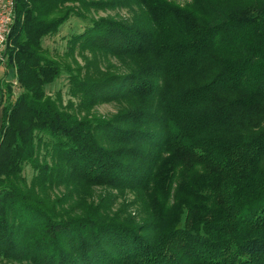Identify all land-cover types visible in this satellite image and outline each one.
Wrapping results in <instances>:
<instances>
[{
    "label": "trees",
    "instance_id": "1",
    "mask_svg": "<svg viewBox=\"0 0 264 264\" xmlns=\"http://www.w3.org/2000/svg\"><path fill=\"white\" fill-rule=\"evenodd\" d=\"M7 57L0 264H264V0H17Z\"/></svg>",
    "mask_w": 264,
    "mask_h": 264
},
{
    "label": "rangeland",
    "instance_id": "2",
    "mask_svg": "<svg viewBox=\"0 0 264 264\" xmlns=\"http://www.w3.org/2000/svg\"><path fill=\"white\" fill-rule=\"evenodd\" d=\"M117 14L126 17L127 12L125 10H109V11H100L97 13H86L88 16H95V17H107V16H116ZM87 27V21L78 19L76 17L71 18L68 22H66L62 28L61 31L58 35L47 37L44 40V47L45 49H48L50 56L58 59H62L63 61H67L71 63L74 69H76L77 65L73 62V57H67L66 52L68 49V41L71 39V37L74 34H79L82 33ZM76 59L78 60L79 64L81 67L85 66V62L83 58L79 55V52L77 51L76 54ZM6 68H3L1 73L5 72V70L8 71L7 65L5 66ZM9 72V71H8ZM2 75V74H1ZM0 75V78H1ZM13 71L10 74V78H13ZM13 81V80H12ZM11 81V83H12ZM16 82V80L14 79ZM15 94L14 97H18L21 93L20 87L17 84L14 86ZM69 89H70V82H69V74L68 73H62L60 78L48 88V93L56 98L59 94L62 95V99L64 100L65 105L67 104L68 100L71 98L69 94ZM4 107V105H3ZM96 111L100 113L101 115L108 116L116 112V106L114 104H108L105 103L103 105H100L97 107ZM34 170L31 166H27L25 169V176L26 178L31 181V179L34 176Z\"/></svg>",
    "mask_w": 264,
    "mask_h": 264
},
{
    "label": "built area",
    "instance_id": "3",
    "mask_svg": "<svg viewBox=\"0 0 264 264\" xmlns=\"http://www.w3.org/2000/svg\"><path fill=\"white\" fill-rule=\"evenodd\" d=\"M17 0H0V67L8 62L9 37L16 19ZM14 86L17 82L12 81Z\"/></svg>",
    "mask_w": 264,
    "mask_h": 264
},
{
    "label": "crops",
    "instance_id": "4",
    "mask_svg": "<svg viewBox=\"0 0 264 264\" xmlns=\"http://www.w3.org/2000/svg\"><path fill=\"white\" fill-rule=\"evenodd\" d=\"M3 68H6V67H0V75H1V78L0 80H6L7 82H11L12 80L14 81L15 77L13 75V78H10V74L11 72L9 73L7 70H5V72L1 73V71H3L2 69ZM3 119V104H1V94H0V130H1V126H2V120Z\"/></svg>",
    "mask_w": 264,
    "mask_h": 264
}]
</instances>
